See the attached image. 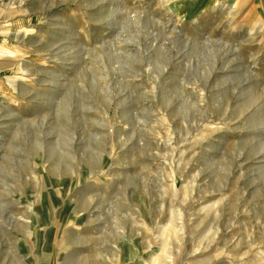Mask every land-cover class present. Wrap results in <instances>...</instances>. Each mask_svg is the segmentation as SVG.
I'll use <instances>...</instances> for the list:
<instances>
[{
	"label": "rangeland",
	"instance_id": "1",
	"mask_svg": "<svg viewBox=\"0 0 264 264\" xmlns=\"http://www.w3.org/2000/svg\"><path fill=\"white\" fill-rule=\"evenodd\" d=\"M0 264H264V0H0Z\"/></svg>",
	"mask_w": 264,
	"mask_h": 264
}]
</instances>
